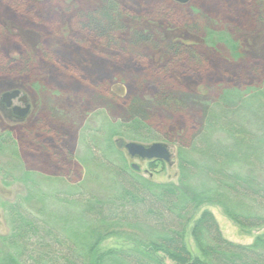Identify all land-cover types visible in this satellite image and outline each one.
Masks as SVG:
<instances>
[{"label": "rangeland", "instance_id": "374dc122", "mask_svg": "<svg viewBox=\"0 0 264 264\" xmlns=\"http://www.w3.org/2000/svg\"><path fill=\"white\" fill-rule=\"evenodd\" d=\"M112 4L111 12L120 11L116 23L121 29L109 37L96 28L108 0H0V102L5 91L20 89L32 103L22 120L12 119L0 103V135L11 131L19 152L0 154V236L9 231L5 203L27 193L21 180L27 170L47 192L69 184H79L88 195L113 192L109 174L97 166L96 155L85 151L83 138L96 151V129L129 121L133 101L141 103L160 138L141 140L125 132L113 137L114 144L121 139L166 144L171 162L155 167L120 150L143 176L176 182V145L199 126L203 109L217 108L225 90L264 88V0ZM108 22L103 24L110 27ZM209 31L230 34L239 44L237 56L224 41L210 42ZM166 99L178 109L164 105ZM14 104L21 105L17 99ZM105 134H110L108 127ZM5 173H10V184L4 182ZM47 177L54 179L43 182ZM54 208L75 211L61 203ZM203 210L214 214L224 237L233 242L250 244L264 237V227L240 228L217 205ZM189 243L199 254L190 236ZM131 244L130 239L111 237L101 248Z\"/></svg>", "mask_w": 264, "mask_h": 264}, {"label": "trees", "instance_id": "16d2710c", "mask_svg": "<svg viewBox=\"0 0 264 264\" xmlns=\"http://www.w3.org/2000/svg\"><path fill=\"white\" fill-rule=\"evenodd\" d=\"M108 2L96 28L113 37L111 31L121 29L116 23L121 14L117 8L111 12L114 6ZM208 38L224 41L239 53V44L228 33L209 31ZM262 96L264 88L225 90L217 108L203 109L202 122L176 145V182L143 176L114 144L113 137L125 132L141 140L160 138L148 125L141 103L133 101L129 121L96 129V151L83 138L85 151L96 155V165L109 174L113 192L88 195L79 184L47 192L33 172L25 171L21 180L28 187L26 195L5 203L9 231L0 236L6 249H0V264H264V237L250 244L233 242L224 237L211 211H201L217 205L240 228L264 227ZM164 105L176 108L170 99ZM107 127L110 134H105ZM0 154H19L11 131L0 135ZM158 163L166 162L149 165ZM9 175L4 174L6 184ZM58 203L75 211H58ZM189 236L199 254L193 252ZM111 237L130 239L132 246L101 248Z\"/></svg>", "mask_w": 264, "mask_h": 264}, {"label": "water", "instance_id": "95a60500", "mask_svg": "<svg viewBox=\"0 0 264 264\" xmlns=\"http://www.w3.org/2000/svg\"><path fill=\"white\" fill-rule=\"evenodd\" d=\"M176 1L186 3L189 0ZM14 99H18L20 103L25 104V106L14 105V113L19 115L20 117H25L30 111L28 96L22 93L20 89H12L5 91L1 97V101L7 104L8 106L12 105ZM117 147L124 148L127 153L134 158L138 157L146 160H161L165 161L166 163H170L172 159V154L168 149L167 145L161 142H154L150 145H144L142 143L134 141L125 142L121 139L117 142ZM131 166L135 170H140V167L135 163H133Z\"/></svg>", "mask_w": 264, "mask_h": 264}, {"label": "flooded vegetation", "instance_id": "af4514ba", "mask_svg": "<svg viewBox=\"0 0 264 264\" xmlns=\"http://www.w3.org/2000/svg\"><path fill=\"white\" fill-rule=\"evenodd\" d=\"M23 93V92H22ZM28 99H29V97H28ZM18 100V99H17ZM1 103V105H2V107L8 112V113H10V116L12 117V119H14V120H22L24 117H20L19 115H17V114H15L14 113V111H13V106L15 105L14 104V100H13V102H12V105L11 106H8L7 104H5L4 102H0ZM29 104H30V111H31V109H32V103L30 102V99H29ZM21 106H25V104H22L21 103ZM29 111V112H30ZM124 149V148H123ZM141 159V158H140ZM142 161H148V162H150V161H153V160H146V159H141Z\"/></svg>", "mask_w": 264, "mask_h": 264}]
</instances>
